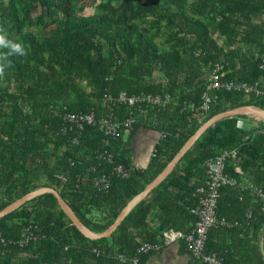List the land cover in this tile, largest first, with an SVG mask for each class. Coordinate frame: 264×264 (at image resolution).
Segmentation results:
<instances>
[{
  "label": "trees",
  "instance_id": "16d2710c",
  "mask_svg": "<svg viewBox=\"0 0 264 264\" xmlns=\"http://www.w3.org/2000/svg\"><path fill=\"white\" fill-rule=\"evenodd\" d=\"M88 2L0 0V30L26 49V55L8 58L10 66L0 71V211L51 187L89 229L102 233L206 121L243 106L264 110V95L209 89L216 63L224 66V81H259L264 87V0H93V12L86 14ZM208 90L217 99L204 111ZM122 92L171 96L164 109H117L120 119L136 118L132 130L148 116L162 134L146 168L130 167L123 134L106 136L98 123L86 126L78 144L73 143L76 130L62 132L64 114L94 113L99 122L108 111L105 94ZM241 118L248 115L208 128L109 238L83 235L52 193L27 202L0 219V264H120L115 253L133 257L142 242H154L166 230L190 232L209 158L235 149L226 173L242 182H264V120L252 129L240 125ZM103 151L113 155V162L99 159ZM116 165H123L127 175L113 174ZM102 174L110 175L107 190L95 185ZM251 196L237 187L222 190L218 215L238 219L243 227L212 229L206 250L228 264H264V235L252 255L234 253V241L213 242L221 233L250 244L251 231L257 238L264 213L256 198L255 209L247 211ZM156 208L161 223L150 233L149 217ZM246 215L250 221H244ZM30 225L41 235L20 247Z\"/></svg>",
  "mask_w": 264,
  "mask_h": 264
},
{
  "label": "built area",
  "instance_id": "2783aa9c",
  "mask_svg": "<svg viewBox=\"0 0 264 264\" xmlns=\"http://www.w3.org/2000/svg\"><path fill=\"white\" fill-rule=\"evenodd\" d=\"M262 67L264 68V65ZM223 68L224 66L220 63L214 65L209 89H225L229 92H244L255 96L264 95V87L259 81L254 83L224 81L222 79ZM203 98L204 102L202 108L204 111H208L210 105L217 99V96L211 94L208 90ZM170 100L171 96L169 94L144 93L130 96L122 92L116 97L108 93L104 96V103L108 111L101 117L99 122H97L94 113L73 114L68 112L64 114L63 117L64 124L62 132L66 134L69 131L76 130L77 133L73 138V143L78 144L86 126L98 123L100 130L106 136L119 138L121 134L130 132L137 122L135 117L120 119L117 115L119 106L127 105L130 107H138L141 113H145L148 108H166ZM155 152L156 151H153V156H155ZM236 155L237 150H226L215 157L209 158L205 162L206 178L204 184L197 188L198 206L193 210V213L197 216V220L190 232L186 233L172 229L166 230L159 239L156 240L157 242H142L136 251V255L133 257H128L122 253H115L114 256L119 260L120 264H140L142 255L158 251L160 248L162 249L164 245L166 246L180 241L185 242L191 254L203 264H228L218 253L207 252L206 250L209 232L212 229L232 228L238 225L237 221L229 222L218 215L217 209L222 190L226 187H237L241 192L250 191L253 195L260 198L262 211L264 212V183L262 186L253 184L245 185L238 178L226 173V164L228 160L236 157ZM99 159L113 162V155L107 151H103L99 154ZM112 173L126 176L127 169L123 165H116ZM109 178L110 175L108 174H102L100 177H97L95 179L96 187L107 190L110 186ZM40 235L41 233L38 226L30 225L25 227L22 233V239L19 241V246H27L33 240L39 238ZM94 251L97 254L101 253L98 249Z\"/></svg>",
  "mask_w": 264,
  "mask_h": 264
},
{
  "label": "crops",
  "instance_id": "0c3cea01",
  "mask_svg": "<svg viewBox=\"0 0 264 264\" xmlns=\"http://www.w3.org/2000/svg\"><path fill=\"white\" fill-rule=\"evenodd\" d=\"M218 41L220 42L221 40L218 39ZM147 119H149L148 116L143 118L144 124H141V126L138 127L137 129L132 130L130 132L123 133V137H124L123 140H124V143L126 144L125 149L127 150L128 159L130 161V167L132 168L134 167L135 168H146L149 165L150 160L152 158V152L154 151L156 145L160 142L161 137H162V134L158 130H156L151 124V122L148 121ZM261 120L262 119L258 117L248 115V118H241L239 120V124L246 125L249 128L251 127L252 129H254L256 126H260V125L263 126V122ZM238 171L240 172V169H238ZM245 176H248V175H243L241 178L243 180H249ZM204 180H205V177L201 180L202 183L204 182ZM243 183L245 185L247 184L256 185L250 181H244ZM263 183L261 185H256V186H262ZM248 192L253 196L254 199L251 198V202H250V205L247 211L251 212L250 208L255 209L256 199L259 202L260 210L262 211L260 198L253 195L250 191ZM160 214H161V211L158 208H156L150 215L149 223L147 227L150 230V233L155 232V230H157L158 227L160 226V223H161V220L159 219ZM221 217L225 218L229 222L237 221L238 223L237 226L228 228V229L241 227L243 224L242 221L238 219H228L227 217H224V216H221ZM246 220L250 221L251 216L246 215L244 217V221ZM263 235H264V228L261 230V232H258L257 238L254 236L253 231H251V233L248 235V240H250L251 242L250 244L246 240L241 238L239 235L233 238L231 237L230 234L221 233L217 237L216 236L213 237V242H216L219 245H224V244L230 245V244H233V241H234L236 244L235 249L233 250L234 253H238V254L248 253L249 255H252L251 250L255 248L256 249L261 248V244L263 242ZM138 241H139V238H138ZM154 242H157V241H154ZM143 257L145 258L143 259ZM141 264H203V263L197 260L191 254V252L186 246V243H184L183 241H180L174 244H170L166 246L164 245L163 248L162 249L160 248L158 251H153L148 254L142 255Z\"/></svg>",
  "mask_w": 264,
  "mask_h": 264
},
{
  "label": "water",
  "instance_id": "95a60500",
  "mask_svg": "<svg viewBox=\"0 0 264 264\" xmlns=\"http://www.w3.org/2000/svg\"><path fill=\"white\" fill-rule=\"evenodd\" d=\"M238 115H250L258 117L264 120V110L257 106H243L235 109L227 110L225 112L219 113L213 116L211 119L206 121L197 132L185 143V145L180 149V151L175 155V157L168 163V165L164 168V170L151 182L149 183L144 191L135 196L128 205L122 210L119 216L116 218L115 222L104 232L96 233L89 229L76 215V213L72 210L69 204L62 198L59 191L55 188L51 187H42L40 189L34 190L22 198L14 201L12 204L4 208L0 211V219L14 212L15 210L22 207L27 202L35 199L36 197L45 194L52 193L58 200L59 206L66 213V215L70 218L73 225L77 227V229L83 233L87 238L92 240L109 238L113 235L115 230L122 224L128 214L136 207L138 203H140L144 198L147 197L156 187H158L177 167L183 157L187 154V152L196 144V142L201 138V136L207 131L208 128L216 124L218 121L222 119H226L233 116Z\"/></svg>",
  "mask_w": 264,
  "mask_h": 264
},
{
  "label": "clouds",
  "instance_id": "9594fccd",
  "mask_svg": "<svg viewBox=\"0 0 264 264\" xmlns=\"http://www.w3.org/2000/svg\"><path fill=\"white\" fill-rule=\"evenodd\" d=\"M0 71L10 66L11 61L8 59L13 56L26 55V49L22 42L12 39L4 30H0Z\"/></svg>",
  "mask_w": 264,
  "mask_h": 264
},
{
  "label": "rangeland",
  "instance_id": "374dc122",
  "mask_svg": "<svg viewBox=\"0 0 264 264\" xmlns=\"http://www.w3.org/2000/svg\"><path fill=\"white\" fill-rule=\"evenodd\" d=\"M93 3H94L93 0H89L87 9L85 11L86 14H90L93 12V5H94ZM220 43H223L222 40L220 41Z\"/></svg>",
  "mask_w": 264,
  "mask_h": 264
}]
</instances>
